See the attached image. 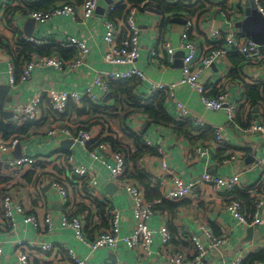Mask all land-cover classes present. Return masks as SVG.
Returning <instances> with one entry per match:
<instances>
[{"label":"crops","instance_id":"0c3cea01","mask_svg":"<svg viewBox=\"0 0 264 264\" xmlns=\"http://www.w3.org/2000/svg\"><path fill=\"white\" fill-rule=\"evenodd\" d=\"M134 1L103 0L99 8H103L105 14L97 11L85 21L63 16L55 17L47 23L35 22L32 28V37L25 34L27 21L30 19L27 9H33L31 1L28 3L27 0H10V6L7 9H5L7 1L3 2L2 9H0V13H5L4 25L0 30V89L8 88V90L4 93L0 91V103H4V110L0 109V122L13 124L17 127L23 126L27 122H18L15 118L16 110L28 105L36 95L40 94L45 97L50 90L81 93L99 74L106 71H126L132 68V65L113 66L105 62L107 45L104 40L106 30L103 21L106 17L105 10L110 5L119 6V8L122 6L121 14L124 12V15L127 9L134 6ZM37 2L39 1L34 3V7ZM159 2L160 0H150L147 8H154L161 13H151L147 8L136 13L137 22L141 28V48L135 66L156 81L176 82L181 76V61L183 59L177 55L184 54L185 51L178 50L175 64L165 68L161 59L166 55L163 43L171 42L178 46L182 35L187 34L188 39L197 46L198 56H201L210 46L213 28L226 32H239L235 25L245 18L247 0H192L191 3L185 4L190 8L200 9L196 15L184 12L177 14L167 12L160 7ZM114 13L112 18H114ZM184 20L185 22H183ZM188 22L191 23L190 28L187 27ZM19 32L22 33V36ZM70 37L87 40L89 53L79 68L63 72L54 67H38L27 82L18 81L14 85L11 84L9 60L15 64L16 77L19 78L24 57V48L21 45L23 43L34 44L28 42L26 38L39 40V47L42 48L43 53L54 52L57 54L58 46L54 47V45L64 42ZM46 39L49 41L48 44L43 42ZM51 42L54 44L51 45ZM153 51L159 53L161 57L154 56L151 60L150 55ZM35 55L33 54V57ZM201 81L211 90L209 94L211 97H216L221 92L217 88V84L223 81L227 85L226 102L234 103L241 100L249 102L246 108L236 112L234 121H230L225 110L206 109L196 90L189 86H179L176 89L177 100L182 102L191 114L201 117L207 124L208 129L203 132L204 136H210L214 132L216 134V131L220 130L225 141L221 146L215 147L204 155H201L202 142L204 141L198 137L186 139L179 136L173 128L165 129L153 124L154 122L145 114H134L132 117L124 119L125 106H120L114 111H111V108L106 110L104 101L106 95L97 88H94L93 92L98 101H90L93 104L91 108L86 106V108H79L82 109L81 113L67 110L60 116L52 112L53 110L48 107V101L45 99L40 119L35 122L29 121L37 124L29 127L27 133L13 136L19 138L23 152L22 157L40 159L42 165L38 169H26L20 176H12L10 162L21 158V156L16 155L17 149L2 154L0 156V204L3 196L15 189L21 193L20 196L15 193V196L18 198L17 201L24 205L27 215H37L38 219L43 221L45 216L50 214L57 229L51 233H47L44 228L37 231L31 223L25 222V213L19 212H15L14 226L10 227L0 209V247L3 253V256L0 257V264H18V259L14 255L18 240L67 246L75 251L77 257L87 258V264H119L121 261L128 264H169L166 249L162 248L160 241L161 229L165 226L172 235L173 248L184 250L188 255H191L190 251H192L189 238L195 232L203 234L202 227L207 226L211 230V234L217 237L228 234V244L219 251L210 253L204 264H218L221 259L230 262L239 255L243 257L244 261L251 255H262L264 258V224L255 226L252 231H249L250 227L238 226L236 219L225 209L226 201L233 197L243 202L247 215L253 217L261 212L264 213V169L261 170L257 165L264 158V136L261 134L251 135L248 131L249 125L264 123V64L253 65L248 59L236 53L228 54L207 69L202 75ZM142 83L146 86L145 93L151 96V83L149 81ZM110 101L113 106V100ZM168 104L171 114L174 115L176 112L177 115L176 104L170 100H168ZM5 110L13 113L15 111V113L7 118L4 116ZM59 126H70L72 129L78 126L87 127L99 140H106L105 142L110 145L119 147L120 150L123 149L128 160L136 161L145 173L158 177L165 182L166 187L171 186L172 177L175 175L187 182L204 173L216 176L237 175L240 177V184L232 194L216 191L209 185L200 184L189 199L169 200L159 205L150 223L154 237L153 256L145 257L141 250L130 249L123 241L126 236L131 234L135 225L133 199L121 188L113 195H109L105 189V186L109 184L106 168L99 162L92 161L88 153L77 144L63 149L61 142L68 139L59 141L48 134L50 128ZM133 134L135 135L133 136ZM0 139L9 140L5 139L2 134H0ZM138 139L141 146L150 141L152 145L164 148L168 157V166L173 175L162 171L159 158L156 155L144 152L146 155L138 156L136 149ZM58 150L70 153L69 164L72 158L74 162L88 166L95 178L103 185L96 192L97 198L95 199L101 203H108V206L113 205L120 211L119 241L115 249L106 248L90 253L86 245L75 239L71 229L59 227L61 218L67 211L66 204L52 187L48 188L50 181H46L48 178L45 176L63 171V157L59 158V162L58 156L55 155ZM235 152L239 153L236 160L229 161L225 165L220 163L221 159L228 158ZM101 156L104 157L105 154L103 153ZM134 174L135 170L131 165L128 175L132 177V181ZM40 178L45 181L43 186L39 183ZM6 179L8 180L6 181ZM69 198L73 208L72 214L74 212L80 215L86 213L84 224L86 235L89 238L94 239L98 232L110 229L108 206L107 208L94 206L88 193L84 192L80 186L70 185ZM28 252L29 264H65L69 261L68 254L64 252L42 254L38 249ZM262 263L264 264V260H257L253 264Z\"/></svg>","mask_w":264,"mask_h":264},{"label":"built area","instance_id":"2783aa9c","mask_svg":"<svg viewBox=\"0 0 264 264\" xmlns=\"http://www.w3.org/2000/svg\"><path fill=\"white\" fill-rule=\"evenodd\" d=\"M36 1L40 0H27L28 3H32L33 7V9H27L28 16L29 18L34 19L37 23H47L55 17L63 16L71 17L74 20L85 21L97 12L100 3L103 0H84L81 1L80 4L79 1H74L72 3L55 6L48 11L37 10L33 6ZM149 1L150 0H144L141 4L134 5L132 8L127 9L126 13L120 18H112V15L117 8L115 5H110L108 9L105 10L106 17L104 18L103 23L106 30L104 40L107 45V50L104 60L107 64L113 66L132 65V68L126 71L115 70L99 74L81 93L76 91L68 92L50 90L46 93L45 97L38 94L31 99L28 105L19 107L16 110V113L14 111L15 118H17L18 122L25 123L39 120L42 115L45 99L48 101V107L53 111L59 114H65L70 104L82 108L87 101L97 102L98 98L93 92L94 88H97L100 92L107 95L110 93V87L113 83L125 82L132 79L142 82L149 81L151 83L152 94L165 93L167 99L176 104V111L178 112L176 119L179 122L191 123L196 128L193 133V136H195L194 138L200 136L208 129L207 124L201 117L191 114L187 107L177 100L175 91L179 86H189L191 89L196 90L206 109L211 111L223 109L227 112L229 120L234 121L236 112L242 108H246L249 102L247 100H241L234 103L226 102L227 94L225 90L227 85L223 81H220L217 84V88H219L221 92H219L216 97L209 96L211 90H209L207 85L201 81V77L217 60L228 54L236 53L248 59L253 65L258 63L264 64V46L257 45L251 37L246 34L240 32H226L213 28L212 40L208 50L204 51L201 56H198L197 46L188 39L187 34H184L182 35L178 46H175L171 42L163 43V49L166 53L165 56L161 57V55L155 51L150 55L151 60H153L154 56H160L163 61V67L169 68L173 66L177 60V51L184 50L185 56L182 59L180 79L176 82L156 81L135 66L141 48V28L138 25L136 13L139 9H146ZM168 1L171 4H189L192 0ZM253 1L257 6L258 12L264 17V1ZM3 2H6L5 9H7V7L10 6V0H0V9H2ZM4 20L5 13H0V30L3 28ZM187 27H191L190 22L187 23ZM26 40L28 42H33L36 46L40 45L39 40L29 38H26ZM43 42L45 44L49 43L47 39ZM58 44L74 47L77 50V55L72 59H62L55 53L48 56L36 54L35 57L25 61L19 78L16 77L15 64L9 60L8 66L11 84L14 85L18 83V81L27 82L31 78L34 70L38 67H54L63 72L77 69L84 63V60L89 53L87 40L83 38L70 37L64 42ZM224 80L227 81L226 78H224ZM99 106H101V104H99ZM248 131L251 135L261 134L264 136V123H253L249 125ZM48 134L59 141L65 139L73 140L74 145L77 144L78 147L86 151L92 161L99 162L106 168L109 176V183H115L133 199L135 225L131 234L126 236L123 241L130 249L141 250L145 257L153 256L154 237L150 223L157 207L162 205L164 199L170 201L187 200L194 195L195 190L200 184L209 185L216 191L232 194L240 184V177L237 175L216 176L210 173H204L196 179L187 182L180 176L175 175L172 177L171 186L166 187L165 182L161 179H158L156 176H151V185L159 188L158 190L161 192L162 198L150 202L145 198L144 189L128 178L125 155L121 150L115 149V146H112L105 141H100L87 127L78 126L75 129H72L70 126L53 127L49 129ZM224 142L220 130H217L214 139L202 142L201 155L211 152V150L217 146H221ZM18 145H20L18 137H13L6 141L0 139V156L16 149ZM145 145L156 149V156L159 158L162 171L169 175H173V172H171V169L168 166V157L164 148L159 145L154 146L150 141H147ZM103 153L105 154L104 157L101 156ZM238 154V152H235L231 154L230 157L221 159L220 163L225 165L229 161L236 160ZM59 158L60 157H58L57 160L60 162ZM39 162L40 159L28 156L12 160L10 162L12 168L11 175L17 177L26 169H38L42 165V163L39 165ZM257 165L258 168L263 170L264 158L261 159ZM70 167L71 169L68 173L58 174V172H56L57 174L45 175L48 178L46 181H50L51 187L61 196L62 201L66 204L65 207L67 211H65L62 216L59 227L71 229L74 233L75 239L86 245L90 253H95L106 248L115 249L119 241L118 236L120 233L121 220L120 211L113 205H109L108 212L110 214V229L108 231L98 232L94 239L89 238L86 235L84 224L86 213L80 215L79 213L74 212V214H72L73 208L70 205L69 188L70 185H72L71 183L73 182V179L76 177L83 178L86 180L87 188L89 190L88 196L93 199L97 198L96 192L99 191L103 185L95 178L92 170L88 166L76 163L71 158ZM39 183L43 186L45 181L40 178ZM15 193L19 194V196L21 194L15 189H12L3 196L0 204L2 216L10 227L14 226L13 218L15 212L25 213V207L22 203L17 201L18 198L15 196ZM225 209L236 219L238 226L255 227L264 224V213L262 214L261 212L253 217L247 215L243 202L234 199L233 197L228 198L225 203ZM25 215V222L31 223L37 231H41V229L44 228L47 233H51L57 229V225L53 222L50 214H47L43 221H40L37 215H27L26 213ZM201 230L203 231V234L195 232L189 238L192 251H190L191 255H188L184 250L173 248L171 233L166 226L162 227L160 241L162 248L166 249L167 261L169 264H204L210 253L219 251L228 244V234L217 237L211 234V230H209L207 226L202 227ZM35 249H38L42 254L56 252L67 253L69 261L65 264L88 263L87 258L82 259L77 257L74 250L64 245L54 246L48 242L38 244L18 240L16 242V253L14 254L18 259V264H29L28 251ZM2 256L3 253L0 247V257ZM243 261V257L239 255L230 262L221 259L218 264H242ZM119 264L128 263L121 261Z\"/></svg>","mask_w":264,"mask_h":264},{"label":"trees","instance_id":"16d2710c","mask_svg":"<svg viewBox=\"0 0 264 264\" xmlns=\"http://www.w3.org/2000/svg\"><path fill=\"white\" fill-rule=\"evenodd\" d=\"M76 0H41L35 4V8L37 10H43V11H48L52 9L55 6L62 5L65 3H72ZM144 0H135L134 5H139L143 2ZM157 1V0H155ZM81 1H79V4ZM58 4V5H57ZM159 5L161 8H163L165 11L177 14L178 12H184L185 14H193L196 15V13L200 10L197 8H190L189 5H185L183 3H175L171 4L168 0H160ZM119 6L117 7V9ZM115 10L114 13V18H120L122 17L123 13L122 12V6L118 9ZM143 10V9H139ZM117 14V15H116ZM121 15V16H120ZM120 16V17H119ZM20 36H22V33L19 32ZM54 44L51 42V45ZM57 47V54L60 56L62 59H72L77 55V50L74 47H68L67 45H59L55 44L54 47ZM24 48L23 51V59H22V64L25 63V61L31 59L33 57V54H40V55H51L53 53L48 52L50 54L43 53L41 51V47L32 45L29 43H23L21 45ZM68 48V49H67ZM74 48V49H72ZM76 51V52H75ZM68 53V54H67ZM23 66V65H22ZM110 91L113 94V106H111L112 101L108 102L105 104V109L108 110L111 108V111L116 110L120 106H125L123 110V118L128 119L132 117L134 114H145L149 119L154 122L153 124H156L159 127L162 128H173L175 133L179 136H182L186 139H195L193 136V133L195 132V127L188 122H179L176 119V112L174 115L171 114L169 111V104H168V99L165 93H158V94H152L151 96L147 95L145 92L146 86L144 83H142L139 80L132 79L129 81L125 82H119V83H113L110 87ZM93 107L92 102L87 101L84 103L83 107ZM85 107V108H86ZM69 111L72 112H77L81 113L82 109H79L76 105L70 104L68 109ZM49 111H52L49 109ZM58 115L59 114L55 111H52ZM67 112V111H66ZM67 118V117H64ZM37 124V123H36ZM36 124H33L32 122H27L25 125L17 127L16 125L13 124H4L2 121L0 122V134L3 135L5 139H9L13 136H19L23 135L28 132L30 129L29 127L35 126ZM131 136V134L129 133ZM135 134H133L134 136ZM201 136V135H200ZM198 136L199 139L203 141L207 140H212L215 137V132L212 133L210 136H204V134L200 137ZM141 136L139 135V138ZM197 138V139H198ZM100 141H106V140H100ZM115 149H119V147H115ZM136 149L138 151V156L143 157L146 155L144 152H147L152 155H156L157 151L153 147H147L145 144L140 143V140L138 139L136 141ZM121 152L125 155V151L121 149ZM55 155H58V157H63L62 165L64 166V169L62 172L58 171V174H64L68 173V171L71 169L70 164L68 163V158L70 156V153L67 151L63 150H58L55 152ZM125 160H126V172L128 173L131 169V165H133V168L135 170L134 174V180L133 182H137L144 190L146 193V198L147 201L154 202L156 200H159L162 198V195L159 192L158 187H153L151 185L150 181V175L145 173L136 163V161H130L126 158L125 155ZM42 162H39V165ZM57 171V168H56ZM128 178L132 180V177L128 175ZM8 179H6L7 181ZM73 182L71 183L74 186H80L81 189L89 194V190L87 188L86 180L83 178L76 177L75 179L72 180ZM137 184V185H138ZM169 200H163L162 204L167 202ZM92 204L95 206L98 205L107 208L108 203H101L97 199L93 198L91 199ZM261 260L263 261L264 258L262 255H251L249 256L243 264H253L255 261Z\"/></svg>","mask_w":264,"mask_h":264},{"label":"water","instance_id":"95a60500","mask_svg":"<svg viewBox=\"0 0 264 264\" xmlns=\"http://www.w3.org/2000/svg\"><path fill=\"white\" fill-rule=\"evenodd\" d=\"M97 11L104 13L103 8H99ZM148 11L151 13H161L160 11L155 10L154 8H149ZM244 15H245V18L243 20L237 22L235 27L238 29V31L240 33L249 35L251 37V39L257 45L264 46V17L258 12L257 6L253 0H251V1L247 0V2L245 3ZM185 20L183 22H185ZM34 23H35V20L32 18H30L27 21V27L25 28V34L28 37L33 36V33H32L33 29L32 28H33ZM184 56H185V52H184V54L182 53L181 55H177V57H179V58H183ZM177 63H176V65H177ZM181 67H182V61H181ZM7 90H8V88L0 89V91L3 93ZM112 98H113L112 93H109L106 95L104 101L107 103L108 101L112 100ZM0 109L4 110V103L3 104L0 103ZM11 115H14V113L12 111H7V110L4 111L5 117L8 118V116H11ZM73 145H74L73 140H65V141L61 142V147L63 149H67L68 147L70 148ZM16 149H17L15 151L16 155L19 154L22 157L23 152L21 149V145H18V147ZM50 187H51V183L48 185V188H50ZM105 189L109 195H113L115 192H117V190H119V187L115 183L110 182L108 185L105 186ZM252 230H253V227H250L249 231H252Z\"/></svg>","mask_w":264,"mask_h":264}]
</instances>
